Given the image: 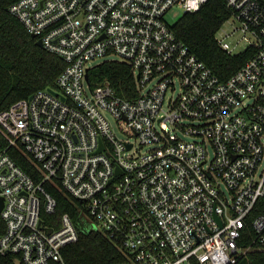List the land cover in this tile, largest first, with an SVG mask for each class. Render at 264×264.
Here are the masks:
<instances>
[{
  "label": "built area",
  "instance_id": "2783aa9c",
  "mask_svg": "<svg viewBox=\"0 0 264 264\" xmlns=\"http://www.w3.org/2000/svg\"><path fill=\"white\" fill-rule=\"evenodd\" d=\"M210 1L10 6L66 66L55 88L0 111V257L67 264L79 229L69 213L48 223L58 193L78 202L79 225L113 243L124 264H237L264 252V0H223L225 23L238 22L251 52L227 79L166 19ZM223 26L218 45L238 55ZM108 61L131 69V98L90 80Z\"/></svg>",
  "mask_w": 264,
  "mask_h": 264
},
{
  "label": "trees",
  "instance_id": "16d2710c",
  "mask_svg": "<svg viewBox=\"0 0 264 264\" xmlns=\"http://www.w3.org/2000/svg\"><path fill=\"white\" fill-rule=\"evenodd\" d=\"M17 1L0 0V111L41 89L55 88L56 80L66 66L59 56L39 47L38 39L33 38L10 13V6ZM231 15L223 0H211L200 11L184 14L173 25L179 39L222 79L237 72L251 55L250 51L231 55L218 45L216 34ZM89 74L92 82L110 81L123 97L131 98L136 93L134 76L124 63L104 62L92 68ZM57 199L56 215L47 218L48 223L58 226L53 219L58 220L69 213L79 229L78 241L63 250L67 264H124L127 261L103 235L86 232L79 225L81 218L76 200L63 193H58ZM0 264L15 263L11 257H0ZM237 264H264V252H251Z\"/></svg>",
  "mask_w": 264,
  "mask_h": 264
},
{
  "label": "rangeland",
  "instance_id": "374dc122",
  "mask_svg": "<svg viewBox=\"0 0 264 264\" xmlns=\"http://www.w3.org/2000/svg\"><path fill=\"white\" fill-rule=\"evenodd\" d=\"M186 14L185 11L181 8L172 9L169 14L166 16L167 21L170 25H175L176 22ZM239 27L238 22H234V26L230 23H225L223 26V30L227 31L230 35L226 37L227 42L230 44L231 50L233 54H241L245 52L248 48V44L244 40V34L234 27ZM222 32V31H221ZM220 36V33L217 35ZM119 137L123 138L121 134H118Z\"/></svg>",
  "mask_w": 264,
  "mask_h": 264
},
{
  "label": "water",
  "instance_id": "95a60500",
  "mask_svg": "<svg viewBox=\"0 0 264 264\" xmlns=\"http://www.w3.org/2000/svg\"><path fill=\"white\" fill-rule=\"evenodd\" d=\"M32 37H33V38H36L35 35H32ZM37 45H38L39 47L43 48V43H42L41 40H38V41H37ZM87 78H88V76H87ZM102 148H103V146L101 147V149H102Z\"/></svg>",
  "mask_w": 264,
  "mask_h": 264
}]
</instances>
